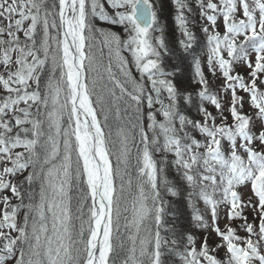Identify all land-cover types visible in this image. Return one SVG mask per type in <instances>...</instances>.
<instances>
[{
  "label": "snow or ice",
  "instance_id": "obj_1",
  "mask_svg": "<svg viewBox=\"0 0 264 264\" xmlns=\"http://www.w3.org/2000/svg\"><path fill=\"white\" fill-rule=\"evenodd\" d=\"M0 264H264V0H0Z\"/></svg>",
  "mask_w": 264,
  "mask_h": 264
}]
</instances>
